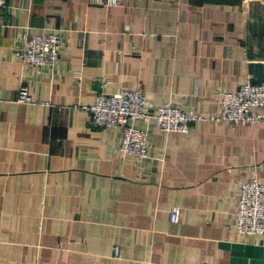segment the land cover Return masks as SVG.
I'll use <instances>...</instances> for the list:
<instances>
[{
  "label": "crops",
  "instance_id": "obj_1",
  "mask_svg": "<svg viewBox=\"0 0 264 264\" xmlns=\"http://www.w3.org/2000/svg\"><path fill=\"white\" fill-rule=\"evenodd\" d=\"M49 28L61 30L57 69L23 66L15 45ZM247 82H264V0H9L0 264H264L261 239L235 228L241 183L264 184V124L209 119ZM125 88L202 119L186 133L137 120L147 157L123 156L122 128L92 126L82 107Z\"/></svg>",
  "mask_w": 264,
  "mask_h": 264
},
{
  "label": "built area",
  "instance_id": "obj_2",
  "mask_svg": "<svg viewBox=\"0 0 264 264\" xmlns=\"http://www.w3.org/2000/svg\"><path fill=\"white\" fill-rule=\"evenodd\" d=\"M95 4L116 6L123 0H92ZM9 0H0V9L8 7ZM62 47L61 30L42 29L39 33L26 31L23 39L13 48V56L26 67L33 66L56 70L60 64ZM17 102L29 104L32 97L28 87L19 88ZM219 109L210 120L233 125L264 124V82L244 83L232 93H222ZM89 122L94 127L122 128L120 144L121 155L138 159L147 157V129L137 128L133 123L143 120L151 123L162 132H188L192 125L201 120L196 114L185 112L171 103L154 105L144 94L135 88H125L118 92H100L88 107ZM180 209L172 207L169 211L171 222H178ZM237 232L252 238H260L264 243V184L256 177L241 183L235 212Z\"/></svg>",
  "mask_w": 264,
  "mask_h": 264
},
{
  "label": "trees",
  "instance_id": "obj_3",
  "mask_svg": "<svg viewBox=\"0 0 264 264\" xmlns=\"http://www.w3.org/2000/svg\"><path fill=\"white\" fill-rule=\"evenodd\" d=\"M255 84H257V83H255Z\"/></svg>",
  "mask_w": 264,
  "mask_h": 264
}]
</instances>
